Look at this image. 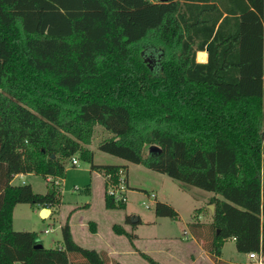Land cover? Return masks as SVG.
Returning <instances> with one entry per match:
<instances>
[{"label":"trees","instance_id":"1","mask_svg":"<svg viewBox=\"0 0 264 264\" xmlns=\"http://www.w3.org/2000/svg\"><path fill=\"white\" fill-rule=\"evenodd\" d=\"M98 124L111 133L100 150L214 193L211 221L190 223L196 237L211 229L217 264H237L217 259L233 238L264 261V0H0V264H107L69 223L62 245L38 247L12 216L18 203L59 206L73 156L116 177L124 166L87 147ZM21 173L49 190L13 183Z\"/></svg>","mask_w":264,"mask_h":264},{"label":"rangeland","instance_id":"2","mask_svg":"<svg viewBox=\"0 0 264 264\" xmlns=\"http://www.w3.org/2000/svg\"><path fill=\"white\" fill-rule=\"evenodd\" d=\"M200 53L201 51L197 52L198 61L202 56ZM144 59H147V64H152L149 59L153 58L148 54L144 56ZM110 135L111 133L106 128L98 124L92 142L87 147L94 151V162H126L128 165L132 183L131 191L134 190V192L128 194L129 200L126 207L108 208L105 205L102 192L103 183H105L103 177L91 169L90 162L76 155L75 157L79 161L78 165H73L71 159L66 161L64 179H56L54 183L58 189L60 188V206L53 207L52 214L43 217L40 205L18 203L12 212L13 228L37 232L42 244L47 248H52L63 242L61 227L66 223L72 224L75 237L84 239L80 237L78 225L85 222L87 223V227H85L87 237L93 235V238L92 241H90L91 238H87L86 241L79 242L89 248L96 247L103 253L105 250L103 242L98 243L94 236L95 233L90 228L92 222H95L105 236V233H112L115 239L121 242L118 243V246L121 244L120 253L115 257H108L107 251L104 252L107 264H114L116 261L121 264H154L155 262L185 264L184 261L192 260L189 257L192 250L185 247L192 244L195 238L205 250L203 256L197 260V264H212L207 259L209 256L213 260L207 249L212 238L211 229H204L200 233L201 236L196 237L190 222L207 223L212 219L208 205L214 193L182 183L165 173L100 150L98 142ZM13 183H28L35 192L39 193H46L51 186L44 176L36 173L19 174L15 176ZM148 192L156 193L158 200L173 204L178 210L179 216L172 218L157 215L155 201H151L150 207H146L143 201L147 200ZM199 209H201L200 212ZM133 217L139 219L133 221ZM115 223L119 227H125L129 234L116 233V229L113 230V228L111 230V226ZM47 229L49 231H46ZM92 243L94 245H91ZM222 252L223 258L229 262H248L250 264L255 261L246 253L238 251L236 243L232 239L225 241Z\"/></svg>","mask_w":264,"mask_h":264},{"label":"crops","instance_id":"3","mask_svg":"<svg viewBox=\"0 0 264 264\" xmlns=\"http://www.w3.org/2000/svg\"><path fill=\"white\" fill-rule=\"evenodd\" d=\"M202 53H207L206 51H201ZM203 58V59H202ZM205 59H207V54H206V58ZM205 59H204V57H201V59L199 60V61H205ZM123 159V158H122ZM95 163H97V164H118V165H124V167L127 169V176H128V184H129V186L130 187H132V183H131V177H130V174H129V168H128V165L126 164V162H122V163H99V162H95ZM94 171H96L97 173H98V175H100L99 173V171H97V170H94ZM21 174H23V173H21ZM28 174H31V173H28ZM19 175V174H18ZM17 176V175H16ZM14 180V179H13ZM104 182V181H103ZM104 185H103V190H102V192H103V196H104V200H105V183H103ZM132 189V188H131ZM130 192H134V190H130L129 192H128V194L130 193ZM129 199H127V201H128ZM157 200H158V195H157ZM160 200V199H159ZM127 201H126V205H127ZM161 201V200H160ZM61 204V203H60ZM171 204V203H170ZM106 205V204H105ZM173 205V204H172ZM57 205H54V206H51L50 207V209H51V212H50V214L49 215H51L52 214V210H53V207H56ZM60 206V205H59ZM174 206V205H173ZM126 207V206H125ZM175 207V206H174ZM42 208H44L43 206H40V209H42ZM177 210V209H176ZM211 221V219L209 220V221H207V222H210ZM200 222H202V221H200ZM81 224V225H80ZM79 225H78V227H79V231H80V237H83L84 239H80V238H77V237H75V232H74V229H73V226H72V224H70V227H71V231H72V234H73V237H74V239L78 242V243H80L81 244V242H79V241H86L87 240V238H91L90 239V241H92V238H93V235H90V236H88L87 237V234H86V232H87V230H86V228L85 227H87V223H85V222H82V223H80ZM115 225H117V223H115V224H113L112 226H111V230H112V228H113V230H115ZM120 227H122L123 229H124V231H126V232H128L126 229H125V227H123V226H120ZM90 228H91V230L96 234H94V236H95V238H96V240L98 241V243H100V242H103V245H104V251H103V254L105 255V253L104 252H106V255L108 256V257H110V256H114L115 257V255H117V254H119L120 253V251H119V247L121 246V244H120V246H118V243H121V242H118L116 239H115V237L113 236V234L112 233H105L106 234V236L101 232V230L99 229V227L95 224V222H92V224L90 225ZM81 229V230H80ZM116 231V230H115ZM116 233H117V231H116ZM119 234H123V233H119ZM82 235V236H81ZM233 241H235L234 239H232ZM84 243V242H83ZM60 245H62V243H60L58 246H60ZM82 245V244H81ZM91 245H94V243H92ZM84 246V245H83ZM186 246H188V247H185V248H187V249H189L190 251L192 250V252L194 251V253H192V252H190L191 254H190V258L192 259V260H190V261H184V263L185 264H197V260L199 259V257H201V256H203V254L205 253V250L200 246V244L198 243V241H197V239H195L194 238V241H193V243L192 244H190V245H186ZM86 247V246H85ZM92 248H95V249H97L96 247H92ZM103 248V247H102ZM101 249V248H100ZM98 250V249H97ZM198 250H199V252H198ZM105 255V256H106ZM207 256V255H206ZM247 256H248V254H247ZM249 257V256H248ZM173 258V257H172ZM207 259L212 263V264H217L216 263V261H214V260H212V258L211 257H209V256H207ZM218 260L219 259H221V260H225V261H228V260H226V259H224L223 258V252H222V255L221 256H218V258H217ZM231 263H237V264H247L248 262H232V261H230ZM160 263V262H159ZM181 264H183V263H181Z\"/></svg>","mask_w":264,"mask_h":264},{"label":"built area","instance_id":"4","mask_svg":"<svg viewBox=\"0 0 264 264\" xmlns=\"http://www.w3.org/2000/svg\"><path fill=\"white\" fill-rule=\"evenodd\" d=\"M151 1L155 2L157 0ZM71 162L73 165H78L79 163L77 157L75 156L72 157ZM99 174L101 177H103L105 182V194L112 196L116 202H126L128 199V192L131 190V188L128 184L127 170L125 169V167L119 169L115 178L111 172H100ZM49 179H51V177H49ZM151 201H157V194L154 192L147 193V200H144L143 204L146 207H150ZM46 231L49 230L47 229ZM248 256L251 259L256 260L258 264H263V257H261V255H259L257 252H250L248 253Z\"/></svg>","mask_w":264,"mask_h":264},{"label":"water","instance_id":"5","mask_svg":"<svg viewBox=\"0 0 264 264\" xmlns=\"http://www.w3.org/2000/svg\"><path fill=\"white\" fill-rule=\"evenodd\" d=\"M158 149H159V147L157 145H154V146H152L150 148V150H152V151L153 150H158ZM208 206H209V208L211 209V211L213 213L214 212V209H215L214 204H209ZM50 212H51V209L49 207H44V208L41 209V215L43 217L48 216L50 214ZM132 219H133V221H137L139 218L133 217ZM38 247H43V244H39Z\"/></svg>","mask_w":264,"mask_h":264},{"label":"bare ground","instance_id":"6","mask_svg":"<svg viewBox=\"0 0 264 264\" xmlns=\"http://www.w3.org/2000/svg\"><path fill=\"white\" fill-rule=\"evenodd\" d=\"M200 54L202 55L201 57H204V59L206 58V54H207V53H205V52L202 53V52H201ZM202 59H203V58H202ZM205 60H206V59H205Z\"/></svg>","mask_w":264,"mask_h":264},{"label":"flooded vegetation","instance_id":"7","mask_svg":"<svg viewBox=\"0 0 264 264\" xmlns=\"http://www.w3.org/2000/svg\"><path fill=\"white\" fill-rule=\"evenodd\" d=\"M153 59H158V58H155V57H154Z\"/></svg>","mask_w":264,"mask_h":264}]
</instances>
